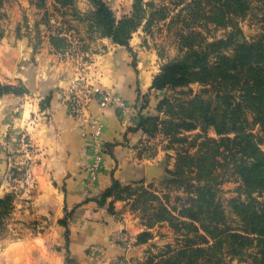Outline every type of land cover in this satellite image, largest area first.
<instances>
[{"label":"crops","instance_id":"0c3cea01","mask_svg":"<svg viewBox=\"0 0 264 264\" xmlns=\"http://www.w3.org/2000/svg\"><path fill=\"white\" fill-rule=\"evenodd\" d=\"M108 1L117 19L133 10L134 0ZM92 8L90 0H74L73 6L64 8L54 0L41 8L31 0L5 3L4 20L13 13L10 28L17 25L20 32V18L27 16L29 29L46 31L35 39L8 30L0 39V83L22 91L0 97V199L13 197L0 230V264H142L161 230L177 235L167 222L150 227L143 206L159 204L142 205L139 200V194L148 190L176 217L188 204L184 189L163 185L176 168L179 145L168 137L167 145L155 144L153 136L138 129L144 101L156 103L167 95L152 86L168 62V53L158 49V40L148 38L145 27L133 34L127 46L90 36L85 20ZM46 15L49 19L43 25L40 21ZM63 38L67 42L61 44ZM71 45L88 55V79L122 100L124 108L101 107L95 98L82 116L71 114L79 69V60L66 53ZM93 124L102 126L98 168ZM27 131L32 151L14 145L18 134ZM159 134L155 138H162ZM209 136L217 137L213 131ZM150 168L164 173L155 176ZM114 177L128 193L99 206L94 199ZM171 189L180 201H166L164 195ZM145 232L152 239L139 243Z\"/></svg>","mask_w":264,"mask_h":264},{"label":"trees","instance_id":"16d2710c","mask_svg":"<svg viewBox=\"0 0 264 264\" xmlns=\"http://www.w3.org/2000/svg\"><path fill=\"white\" fill-rule=\"evenodd\" d=\"M37 1V7H43L48 0ZM54 1L61 8L74 4V0ZM252 1L263 7V32L248 41L237 18L248 14ZM90 2L93 8L86 20L91 36L110 38L122 46L129 44L140 27L149 31L155 20L166 19V8L147 14L144 7L154 3L145 0H134L133 11L121 19L116 18L108 0ZM2 3L0 0V18ZM176 6L189 10L186 27L178 33L180 55L165 63L154 78L152 89L167 95L156 103L144 101L138 129L149 136L162 133L179 145L176 168L163 185L184 189L188 204L176 217L154 193L139 194L142 205L159 204L143 206L149 226L167 222L179 237L177 247L169 246L146 264H224V257L264 264V0H180ZM201 25L233 30L226 37L210 40ZM194 84L202 87L200 93H193ZM19 92L21 89L0 83V97ZM177 93L189 97L184 100ZM151 109H155L153 114ZM197 130L198 134L185 135ZM210 131L217 137H210ZM225 175L239 182L238 197L229 201L236 227L217 198ZM128 191L114 177L94 201L104 206L108 198ZM164 198L169 203L170 195ZM180 200L177 196L176 201ZM12 202L11 195L0 199V230ZM66 238L69 243L68 233ZM150 239L152 235L145 232L139 243Z\"/></svg>","mask_w":264,"mask_h":264},{"label":"rangeland","instance_id":"374dc122","mask_svg":"<svg viewBox=\"0 0 264 264\" xmlns=\"http://www.w3.org/2000/svg\"><path fill=\"white\" fill-rule=\"evenodd\" d=\"M12 0H3L2 3V8H1V12H2V16L0 18V21H2L3 23H0V39L1 37L9 30V31H15V33L17 35H33V37L36 39V37H41L44 32L46 31L45 29H41L40 28H32L29 29L30 24V18L29 17H21L20 21H19V28L22 30H20V32L17 30L16 26L14 25L13 28H10V25H8V23H11V17L13 15L12 14H7V17L4 20V13H3V9L5 8V3H11ZM32 2H34L35 4H37V0H31ZM180 0H145V2H153L154 5L153 6H147L144 7L147 10V14L152 13V12H161L163 11V9L166 8L165 10V15H166V19L162 20V19H157L155 20V22L153 23V26L151 27V29L149 31L146 32L148 38H150V40L153 42L154 40H158V43L160 45V47L158 49H161V51L163 53H168V58L167 60L170 61L176 57H178L180 55V40H179V31L182 29H185V23L188 21L187 18H189L188 13L189 10L185 8V6H181L178 7L176 6V4L179 2ZM46 5V3H45ZM41 8V7H38ZM133 11V10H132ZM131 11V12H132ZM130 12V13H131ZM129 13V14H130ZM263 14V7L261 6V4H258L254 1H252V7L250 9V11L248 12V14L244 17H239L237 18V24L238 26L241 28L244 37L248 40L251 41L253 39H255L257 36L261 35L263 30H262V22H261V17ZM64 15V14H62ZM66 15V14H65ZM127 15L123 14V16ZM16 17V15H14ZM120 16V15H119ZM49 19V16L46 15L41 19V23L43 25H46L45 22H47ZM35 20H37L35 18ZM38 22V21H37ZM85 23H87L88 25V34L91 36V28L89 25V21L85 20ZM202 24L204 23L203 21L201 22ZM34 24V22H33ZM39 24V23H38ZM144 27V26H142ZM141 28V27H140ZM200 30H202V32L205 33V35L210 38V40H212L213 38H222V37H226L230 31H232V28L229 29H222V28H216L213 25H210V27L208 29H204V27L201 25ZM187 32V31H186ZM79 51L80 48L78 49ZM82 52V51H81ZM192 90L194 91V93H200L202 90L201 86L198 85H193L192 86ZM180 94V93H177ZM189 94H185L182 95L180 94V98L182 99H187L189 96ZM204 97L207 98V96L205 95ZM162 134V133H161ZM159 134V135H161ZM158 134L154 135L153 138L156 139L157 141H155V144H158L160 142V144L164 143L167 145V141H170L164 134H162V138L159 137V139L155 138ZM211 136H214L213 133L210 134ZM191 136V135H190ZM166 137V139H165ZM177 160V159H176ZM222 174V172H221ZM223 179V177H222ZM224 182L223 184L219 187V191H218V201L220 202V204L223 206V208L226 210V214L229 217V222L233 227H236L237 224V220L235 215L233 214L232 208L230 207L229 201L232 198L238 197V192H237V188L239 186V183L236 181L235 177H233L232 175H225L224 178ZM167 193L170 195L171 200L174 201V199H176V197L178 196L176 194L175 191H173L172 189L170 191H167ZM245 198V197H244ZM161 234L159 235V238L157 240H153L151 246L155 247L152 249H148L149 251L146 252V254H144L145 258L142 264H146V262L148 261V259H150V257L161 254L163 252H165L166 250H168V245H172L173 247H177L178 246V236L174 235L173 233L168 232L167 230H161L160 231ZM148 253H151L152 256L149 257ZM148 258V259H147ZM224 264H247L246 262H240L238 260H234L232 261L230 258H225L224 257Z\"/></svg>","mask_w":264,"mask_h":264},{"label":"built area","instance_id":"2783aa9c","mask_svg":"<svg viewBox=\"0 0 264 264\" xmlns=\"http://www.w3.org/2000/svg\"><path fill=\"white\" fill-rule=\"evenodd\" d=\"M71 47L67 50L68 56L77 58L79 60V69L78 75L76 78V85L73 89V95L70 98V112L74 116H82L84 112V107L93 101L95 98L99 99L101 107H107L109 105H116L118 107L124 108L125 103L118 99L115 95L111 92L104 90L100 83L97 81H90L88 79L87 73L90 68L89 59H87L88 55L84 52H81L77 49V47ZM93 133H92V140L94 143V149L97 154V164L96 168H98L102 162V152H103V145H102V126L100 124H93ZM15 146H25L29 149V151L33 150V143L30 139V135L27 132H21L15 138L14 142ZM29 168L25 171H19L21 173H25L28 171ZM17 191V190H15Z\"/></svg>","mask_w":264,"mask_h":264},{"label":"water","instance_id":"95a60500","mask_svg":"<svg viewBox=\"0 0 264 264\" xmlns=\"http://www.w3.org/2000/svg\"><path fill=\"white\" fill-rule=\"evenodd\" d=\"M150 172H151V174H153V175H155V176L164 173L163 170H161V169L155 170L154 168H150Z\"/></svg>","mask_w":264,"mask_h":264}]
</instances>
